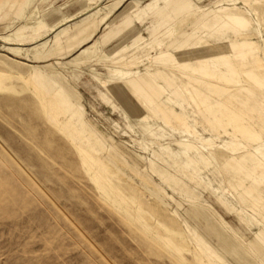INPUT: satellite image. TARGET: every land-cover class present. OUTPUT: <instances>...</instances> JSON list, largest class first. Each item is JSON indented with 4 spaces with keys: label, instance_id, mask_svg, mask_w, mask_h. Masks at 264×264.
Masks as SVG:
<instances>
[{
    "label": "rangeland",
    "instance_id": "obj_1",
    "mask_svg": "<svg viewBox=\"0 0 264 264\" xmlns=\"http://www.w3.org/2000/svg\"><path fill=\"white\" fill-rule=\"evenodd\" d=\"M165 2L0 0V264H264V0Z\"/></svg>",
    "mask_w": 264,
    "mask_h": 264
},
{
    "label": "crops",
    "instance_id": "obj_2",
    "mask_svg": "<svg viewBox=\"0 0 264 264\" xmlns=\"http://www.w3.org/2000/svg\"><path fill=\"white\" fill-rule=\"evenodd\" d=\"M161 1L162 2L166 1L167 2L169 0H161ZM162 4H164V3H162ZM162 4H160L161 7H162ZM143 6H144V10H145L144 13L145 14L151 13L150 5L145 4ZM151 6H153V5H151ZM141 10H143V9H141ZM151 28H152V25H150V31L152 30ZM121 74H124V73L121 72ZM123 92L126 93L123 90L121 92V94L119 95L120 96V100L122 101V103L126 104V106L129 108L131 113H133V114L139 113L141 111V109H140V106L138 105V103L135 100L130 99V97L126 96V94H124ZM136 92H137V96L136 97L138 99H140L141 102L143 103L144 102V94L141 91H139L138 88H136Z\"/></svg>",
    "mask_w": 264,
    "mask_h": 264
},
{
    "label": "bare ground",
    "instance_id": "obj_3",
    "mask_svg": "<svg viewBox=\"0 0 264 264\" xmlns=\"http://www.w3.org/2000/svg\"><path fill=\"white\" fill-rule=\"evenodd\" d=\"M248 73H250V71H247Z\"/></svg>",
    "mask_w": 264,
    "mask_h": 264
}]
</instances>
